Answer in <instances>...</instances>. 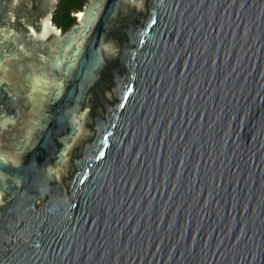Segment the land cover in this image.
Here are the masks:
<instances>
[{
    "label": "water",
    "instance_id": "95a60500",
    "mask_svg": "<svg viewBox=\"0 0 264 264\" xmlns=\"http://www.w3.org/2000/svg\"><path fill=\"white\" fill-rule=\"evenodd\" d=\"M0 0V264H264V0Z\"/></svg>",
    "mask_w": 264,
    "mask_h": 264
},
{
    "label": "trees",
    "instance_id": "16d2710c",
    "mask_svg": "<svg viewBox=\"0 0 264 264\" xmlns=\"http://www.w3.org/2000/svg\"><path fill=\"white\" fill-rule=\"evenodd\" d=\"M88 0H57L56 9L52 14V23L61 30L67 32L76 24L75 14L82 10Z\"/></svg>",
    "mask_w": 264,
    "mask_h": 264
},
{
    "label": "flooded vegetation",
    "instance_id": "af4514ba",
    "mask_svg": "<svg viewBox=\"0 0 264 264\" xmlns=\"http://www.w3.org/2000/svg\"><path fill=\"white\" fill-rule=\"evenodd\" d=\"M77 14V13H76ZM76 14H75V16H76Z\"/></svg>",
    "mask_w": 264,
    "mask_h": 264
}]
</instances>
